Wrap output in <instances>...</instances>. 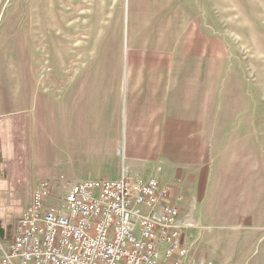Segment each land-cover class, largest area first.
Instances as JSON below:
<instances>
[{"label": "rangeland", "instance_id": "rangeland-1", "mask_svg": "<svg viewBox=\"0 0 264 264\" xmlns=\"http://www.w3.org/2000/svg\"><path fill=\"white\" fill-rule=\"evenodd\" d=\"M164 14L180 30L196 25L206 30L215 62L218 129L211 152L208 145L213 156L206 172L211 169L214 182L218 176L219 188L215 185L200 200L187 201L196 203L192 221L199 229L190 233L200 241L199 261L264 264V0H0V240L4 245L41 181L33 189L17 182V123L45 105L52 78L61 84L62 46L71 27H85L90 42L101 36L114 44L112 48L121 43V56L126 58L134 34H159ZM77 15L81 20L69 27L67 22ZM50 184L49 203L58 204L69 188L63 180Z\"/></svg>", "mask_w": 264, "mask_h": 264}, {"label": "crops", "instance_id": "crops-1", "mask_svg": "<svg viewBox=\"0 0 264 264\" xmlns=\"http://www.w3.org/2000/svg\"><path fill=\"white\" fill-rule=\"evenodd\" d=\"M162 18L159 34H134L126 58L121 43L112 48L101 36L90 42L86 28L71 27L61 84H47L44 106L17 111L29 113L17 123L18 183L33 189L40 180H63L68 189L118 179L125 169L171 186L193 222L196 203L188 199L219 188L218 176L214 182L206 172L218 129L213 48L202 27L180 30Z\"/></svg>", "mask_w": 264, "mask_h": 264}, {"label": "built area", "instance_id": "built-area-1", "mask_svg": "<svg viewBox=\"0 0 264 264\" xmlns=\"http://www.w3.org/2000/svg\"><path fill=\"white\" fill-rule=\"evenodd\" d=\"M41 180L0 264H203L199 227L181 217L179 201L156 176L85 180L71 185L58 204ZM201 230V227H200Z\"/></svg>", "mask_w": 264, "mask_h": 264}, {"label": "flooded vegetation", "instance_id": "flooded-vegetation-1", "mask_svg": "<svg viewBox=\"0 0 264 264\" xmlns=\"http://www.w3.org/2000/svg\"><path fill=\"white\" fill-rule=\"evenodd\" d=\"M82 29H85V27H83Z\"/></svg>", "mask_w": 264, "mask_h": 264}]
</instances>
